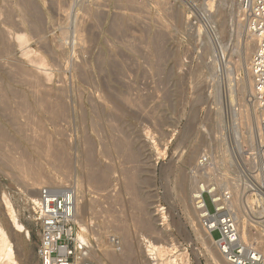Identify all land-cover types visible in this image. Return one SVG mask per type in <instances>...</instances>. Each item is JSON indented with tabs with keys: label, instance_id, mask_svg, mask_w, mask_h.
Listing matches in <instances>:
<instances>
[{
	"label": "rangeland",
	"instance_id": "374dc122",
	"mask_svg": "<svg viewBox=\"0 0 264 264\" xmlns=\"http://www.w3.org/2000/svg\"><path fill=\"white\" fill-rule=\"evenodd\" d=\"M21 1L0 0L1 35L20 26L18 15L25 19L19 28L34 22ZM30 1L41 25L27 29L31 30L28 46L35 53L26 57L14 37L10 43L7 36L13 30L0 36V154L15 158L9 162L0 155V222L19 264L39 263V230L30 192L67 184L83 192L78 195L79 202L87 204L82 223L94 264H152L142 250V235L160 243L173 239L180 245L184 264H213L207 250L217 248L195 236L190 220L196 215L191 206L187 215L181 198L185 185L191 204L189 197L198 183L193 166L200 154L214 153L216 142L228 151L230 142L239 147L250 141L246 115L252 106L246 101L245 52H239L243 37L237 33L236 18L234 34L229 35L227 0ZM215 25L231 48L229 106L224 102L229 98L228 83L221 78L217 86L208 64L216 47ZM38 55L45 58L49 77L28 61ZM16 66L32 70L42 84L14 73ZM33 95L42 98L39 104ZM43 142L63 145L67 164L59 167L50 151L41 150ZM156 148L163 153L157 154ZM14 160L26 162V171ZM93 168L103 171L102 181L87 178ZM35 177L37 186L30 183ZM130 181L136 190L127 187ZM4 194L23 226L20 233ZM145 219L154 229L143 228ZM73 228L76 237L80 230L75 221ZM216 236L213 233V239ZM110 238L120 239L121 251L113 250Z\"/></svg>",
	"mask_w": 264,
	"mask_h": 264
},
{
	"label": "built area",
	"instance_id": "2783aa9c",
	"mask_svg": "<svg viewBox=\"0 0 264 264\" xmlns=\"http://www.w3.org/2000/svg\"><path fill=\"white\" fill-rule=\"evenodd\" d=\"M241 18L255 36L250 60L252 97L260 120L256 138L230 142L225 162L214 153L200 154L193 166L192 193L198 225L213 235L231 264H264V0H238ZM74 186H44L31 204L39 230L38 264H92L85 244L73 236Z\"/></svg>",
	"mask_w": 264,
	"mask_h": 264
},
{
	"label": "bare ground",
	"instance_id": "6f19581e",
	"mask_svg": "<svg viewBox=\"0 0 264 264\" xmlns=\"http://www.w3.org/2000/svg\"><path fill=\"white\" fill-rule=\"evenodd\" d=\"M4 1V0H3ZM7 1V0H6ZM22 1H24L25 3L23 4V8H24V10H26V13H28V15H30V17L32 16V17H34V22L33 23H31L30 25H26V26H22V28H19V27H21V24L23 23V25H24V23H25V19H24V15L23 16H20V15H18V17H20L21 18V24H19L20 26L19 27H16V28H14L13 29V27H11L12 28V30H13V32L11 33V29H10V27H9V31H10V33L12 34V35H9V36H7V37H9V41L10 40H12L13 41V39H14V42L15 43H17V45L14 43V46L16 45V46H18V48H20V51H21V53H22V55H24V56H29V54L30 53H32V52H34L35 53V51L33 50V49H31L29 46H28V41H29V36H28V33L31 31H28L29 30V28H39V26H41V25H39V21H38V16H37V13H36V10H35V7H34V5H33V3L30 1V0H22ZM21 1V2H22ZM55 1V0H54ZM157 1V0H156ZM210 1V0H209ZM211 1H213V0H211ZM227 2H228V4H229V9H228V11H229V16L231 17V27H232V31L230 32V34L229 35H233L234 33V25H235V18H236V22L238 23V31H237V33L239 34V35H241L242 37H243V42H242V49H241V51L239 50V52L241 53L242 52V50H244V52H245V61H243V62H245V71H246V75H247V81H248V87H246L247 88V90H246V93H247V99H246V101L248 102V104H250L251 106H252V113H250V114H247L246 116V118H247V127L249 128V134L247 135V138H248V140H252V139H255L256 138V130H257V128H258V124H259V120H260V114H259V111H258V108H257V105H256V102L253 100V97H252V93H253V90H252V78H251V74H250V60H251V56H252V54H253V52H254V48H255V43H256V40H255V36H254V34L250 31V29H249V27L247 26V24L242 20V18H241V13H240V11H241V5H240V3H239V1L238 0H227ZM5 3V2H4ZM217 3V2H216ZM222 3H223V1H222ZM10 4V3H9ZM52 4V3H51ZM105 6V5H104ZM211 7V6H210ZM213 7H215L214 5H213ZM218 7V6H217ZM130 9V8H129ZM21 10V9H20ZM132 10H134V9H132ZM138 11V10H137ZM218 11V10H217ZM38 12V11H37ZM213 12H214V10H213ZM7 13V12H6ZM23 13V12H22ZM216 13V12H215ZM214 13V14H215ZM236 13V14H235ZM8 15V14H7ZM124 15V14H123ZM206 15V14H205ZM236 15V16H235ZM9 16V15H8ZM209 16V14L206 16V17H208ZM215 16V15H214ZM7 17V16H6ZM9 17H11V15L9 16ZM40 17V16H39ZM210 17V16H209ZM228 17V16H227ZM97 18V17H96ZM224 18V17H223ZM4 19V18H3ZM7 19V18H6ZM40 19V18H39ZM42 19V18H41ZM75 19V18H74ZM77 19V18H76ZM139 19V18H138ZM222 19V18H221ZM10 20H11V18H10ZM13 20V19H12ZM11 20V22H13ZM222 20H224V19H222ZM8 21H9V19H8ZM42 21V20H41ZM226 21V20H225ZM2 22V21H1ZM16 22V21H15ZM15 22H14V24H15ZM223 22V21H222ZM244 22V23H243ZM6 24H8L7 23V21L5 22ZM10 23V22H9ZM17 23V22H16ZM18 23H19V21H18ZM77 23V22H76ZM3 23H1V25H2ZM12 24V23H11ZM27 24V23H26ZM41 24H42V22H41ZM220 24H221V21H220ZM228 24H230V23H228ZM10 25V24H9ZM13 25V24H12ZM11 25V26H12ZM68 25V24H67ZM73 25H74V23H73ZM3 26V25H2ZM6 26V25H5ZM8 26V25H7ZM7 26H6V28H7ZM15 26V25H14ZM18 26V25H17ZM78 27H79V25H77ZM220 26V25H219ZM222 26H223V24H222ZM229 27H230V25H228ZM227 26V27H228ZM4 27V26H3ZM3 27H1V28H3ZM28 27V28H27ZM165 27H166V25H165ZM230 27V28H231ZM241 27H242V29H241ZM42 28V27H41ZM40 28V29H41ZM65 28H67V27H65ZM120 28V27H119ZM209 28V27H208ZM221 28V27H220ZM3 29H5V28H3ZM8 29V28H7ZM28 29V30H27ZM44 29V28H43ZM63 29V28H62ZM75 29V28H74ZM222 29V28H221ZM240 29L241 30H243L242 31V33H241V31H240ZM2 30V29H1ZM1 30H0V33H1ZM122 30V29H121ZM229 30H231V29H229ZM3 31V30H2ZM8 31V30H7ZM7 31H4L5 33H7ZM9 31H8V34H9ZM37 32L36 34H38V32L40 31V30H33V32ZM44 31V30H43ZM66 31V30H65ZM75 31V30H74ZM214 34H215V37H216V39H214L215 40V42H216V47H215V49H213L212 50V53L210 52V56H211V60H210V62H208V64L210 63V66H211V68L213 69V75H212V77L214 76V80H215V83L217 82V86L219 85L218 83H220L221 81H220V79L221 78H223V80L224 81H226L225 83L228 85V87H227V89H228V91H227V93L229 94V98H228V100L226 99L224 102L226 103L225 105H227V106H229V104L231 103V100H232V91H231V88L233 87V86H231V81H232V70L230 69V66H229V60H228V56H229V50L231 49L230 48V45H227V43L226 42H224L223 40H222V38H221V36H220V31H219V29L216 27V25H215V28H214ZM4 32H3V34H4ZM210 32H211V30H210ZM67 33V32H66ZM2 34V35H3ZM30 34H32V33H30ZM29 34V35H30ZM34 34V33H33ZM39 34H41V33H39ZM70 34V33H69ZM213 34V33H212ZM1 34H0V36H2ZM5 35V34H4ZM7 35V34H6ZM14 35V36H13ZM76 35V34H75ZM81 35V34H80ZM31 36V35H30ZM6 37V38H7ZM10 37H14V38H12V39H10ZM158 37V36H157ZM238 37V36H237ZM3 38V37H2ZM75 38V37H74ZM117 38V37H116ZM151 38V37H150ZM5 39V38H4ZM72 39H73V37H72ZM77 39V38H76ZM127 39V38H126ZM158 39H160V38H158ZM2 39H0V42H2L1 41ZM8 41V42H9ZM6 42H7V40H6ZM155 42H157V40L155 41ZM214 42V43H215ZM238 42H239V40H238ZM241 42V41H240ZM3 43V42H2ZM10 43H11V41H10ZM70 43V42H69ZM213 43V44H214ZM5 44V43H4ZM45 44V43H44ZM79 44V43H78ZM143 44V43H142ZM156 44V43H155ZM212 44V43H211ZM12 45V44H11ZM10 45V46H11ZM72 45V44H71ZM127 45V44H126ZM215 45V44H214ZM237 44H235V46H236ZM8 46V45H7ZM9 46V47H10ZM124 46V45H123ZM148 46V45H147ZM213 46V45H212ZM238 46V48H239V45H237ZM241 46V45H240ZM8 47V48H9ZM11 47H13V45L11 46ZM210 47H211V45H210ZM7 48V49H8ZM14 48V47H13ZM82 49V48H81ZM240 49V48H239ZM158 50V49H157ZM157 50H156V52H157ZM236 50V49H235ZM4 51V50H3ZM6 51V50H5ZM10 51V50H9ZM139 51V50H138ZM211 51V50H210ZM238 51V50H237ZM141 52V51H140ZM144 52V51H143ZM232 52V51H231ZM7 53H8V51H7ZM10 53V52H9ZM8 53V54H9ZM84 53V52H83ZM237 54H238V52H236ZM235 53V54H236ZM243 53V52H242ZM164 54V53H163ZM212 54V55H211ZM149 55V54H148ZM243 57V56H242ZM156 58V57H155ZM160 58V57H159ZM236 59V58H235ZM244 59V58H243ZM242 59V60H243ZM163 60V59H162ZM28 61H30V62H32L36 67H38L39 69L38 70H40L42 73H44L47 77H49L50 76V72H48V69H46L45 67L47 66V63H46V61H45V58L42 56V55H38V56H36V57H34V58H32V57H28ZM165 61V60H164ZM209 61V60H208ZM52 63H54V62H52ZM157 64V63H156ZM5 65V64H4ZM60 65V64H59ZM206 65V64H205ZM243 65V66H244ZM159 66V65H158ZM209 66V67H210ZM36 69V68H35ZM34 69V70H35ZM11 72H12V70H11ZM13 72L14 73H16V74H27V75H29L28 77H30L31 76V80L34 82V83H38V84H40V79H39V76H37L35 73H33L32 72V70L30 71L28 68L26 69V68H24V67H22V66H20V67H18V66H16L14 69H13ZM80 73V72H79ZM121 74V73H120ZM14 75V74H13ZM26 75V76H27ZM23 77V76H22ZM234 79V78H233ZM30 80V81H31ZM222 80V81H223ZM223 83V82H222ZM41 84H42V82H41ZM40 84V85H41ZM32 85V84H31ZM245 88V89H246ZM1 93V92H0ZM34 93V92H33ZM112 93V92H111ZM16 94H17V91H16ZM15 94V95H16ZM1 95V94H0ZM3 95V94H2ZM113 95V94H112ZM5 97V96H4ZM15 97V96H14ZM24 96H22V98H23ZM33 97L35 98L34 100H35V102H37L38 104L41 102V100H42V98H40V97H37V96H34L33 95ZM3 98V97H2ZM226 98H227V95H226ZM0 99H1V97H0ZM4 99V98H3ZM16 99H17V97H16ZM217 99V98H216ZM18 100V99H17ZM229 100H230V103L228 104V102H229ZM235 100V99H234ZM23 101V100H22ZM143 101V100H142ZM216 101V100H215ZM220 101V100H219ZM1 102V101H0ZM125 102V101H124ZM5 103V102H4ZM58 103V102H57ZM20 104V103H19ZM59 104V103H58ZM57 104V105H58ZM61 104V103H60ZM1 105H3L2 103H1ZM218 105V104H217ZM25 107V106H24ZM26 108V107H25ZM30 108V107H29ZM58 108V107H57ZM246 109V108H245ZM235 111V110H234ZM240 111V110H239ZM2 112V111H1ZM5 112V111H4ZM95 112V111H94ZM29 113V112H28ZM25 114V113H24ZM234 114H236L235 112H234ZM233 114V115H234ZM14 116H15V114H14ZM24 116V115H23ZM17 118V117H16ZM236 119V118H235ZM29 120V119H28ZM32 120V119H31ZM237 121V120H236ZM19 122V121H18ZM249 122V123H248ZM251 122H253L252 124H251ZM16 123H17V121H16ZM112 123V122H111ZM114 123V122H113ZM24 124H26V123H24ZM240 124V123H239ZM242 124V123H241ZM15 125V124H14ZM13 125V126H14ZM31 125V124H30ZM12 126V127H13ZM31 127V126H30ZM29 128V127H28ZM33 128V127H32ZM31 128V129H32ZM30 131V130H29ZM21 132V131H20ZM31 133V132H30ZM4 134V133H3ZM32 134V133H31ZM235 134V133H234ZM6 137V136H5ZM4 137V138H5ZM238 137V136H237ZM243 138V137H242ZM7 139V138H6ZM5 139V140H6ZM234 139V138H233ZM1 140V139H0ZM3 140V139H2ZM28 140V139H27ZM7 141V140H6ZM50 142V141H49ZM36 143V142H35ZM16 146V145H15ZM92 146V145H91ZM87 147V146H86ZM155 147V146H154ZM215 148H214V153L216 154V157L219 159V160H222L223 162H225L226 161V159H227V150H226V148L225 147H223V145H220L219 144V142H216V144H215V146H214ZM54 148H55V150H54ZM90 147H88V149L86 150V152H85V156H86V158H87V161L90 159V157H89V149ZM25 149V148H24ZM157 150H158V148H156ZM41 150H46V151H50L51 152V157L55 160V161H58V163H61L60 164V166L59 167H61V165H63V164H67L66 162H68L67 161V159H66V156H65V154H64V151H63V145H61V144H57V145H55V147H51L50 145H48L46 142H43L42 143V145H41ZM156 150V151H157ZM160 150H158V152H156L157 154H159V153H163V151H160ZM19 152V151H18ZM15 153V152H14ZM24 153V152H23ZM0 155H2V157L3 158H5V157H7L8 155H4L3 153L2 154H0ZM12 155V154H11ZM19 155V154H18ZM129 155V154H128ZM29 157V156H28ZM126 157V156H125ZM190 157V156H189ZM8 158V157H7ZM7 158H5V160L7 159ZM13 159H15L14 157H11L10 159L8 158L7 159V161H9L10 162V160H13ZM17 159V158H16ZM27 159V158H26ZM30 159V158H29ZM1 160V159H0ZM31 161V160H30ZM90 161V160H89ZM88 161V162H89ZM133 161V160H132ZM23 162V161H22ZM6 163V162H5ZM13 163L14 164H19L18 166L20 167V170L22 171V172H25L26 171V169L28 168H26V162L25 163H20V161H18L17 162V160H14L13 161ZM90 164V163H89ZM29 165V164H28ZM30 166V165H29ZM94 167V166H93ZM31 167H29V169H30ZM92 168V167H91ZM90 168V169H91ZM57 169V168H56ZM134 169V168H133ZM35 170V169H34ZM129 170V169H128ZM29 172V171H28ZM102 173H103V171H102ZM97 168H93L92 170H91V172H89V174H88V176H87V178L88 179H90V180H93V181H102L103 180V174H102ZM111 173V172H110ZM25 174V173H24ZM132 174V173H131ZM24 176V175H23ZM35 176V175H34ZM50 176V175H49ZM132 177V176H131ZM133 178V177H132ZM64 179V178H63ZM67 179H68V176H67ZM135 179V178H134ZM195 181V180H194ZM66 182V181H65ZM32 185H39V179L38 178H34L33 180H32V182H30ZM31 185V186H32ZM57 186V185H56ZM43 187V186H42ZM74 187H75V185H74ZM129 189H133V190H136L135 189V187H134V185L131 183V181L129 182V184H128V186H127ZM195 187H197V184H195ZM31 188V187H30ZM33 188H34V186H33ZM39 187H36V188H34V190H30L31 192H30V196L28 197V199H29V201H30V204H32L33 202H36V199H37V197L39 196ZM75 189V192H74V194H75V208H74V216H73V221H75V223H77L78 224V226H79V232L76 234V237H75V240H76V242H79L80 244H85L86 245V248H87V250H88V257L91 255V247H90V243H89V240L87 239V237L84 235V232H85V230H86V228L83 226V223H82V215H84L85 214V212H86V210H87V204L86 203H83L82 201H81V203L79 202V197L80 196H78L79 194L81 195L83 192L82 191H78L77 189H76V187L74 188ZM96 189V188H95ZM29 190V189H28ZM128 190V189H127ZM187 187L184 185L183 186V194H182V198H181V202L183 203V207H184V210L187 212V215H189L191 212L189 211V209H190V206L192 207V209L194 210V208H193V197H192V194L190 195V202H191V204L189 205L187 202H189L188 201V196H187ZM191 190V189H190ZM194 190V189H193ZM102 191V190H101ZM29 192V191H28ZM133 193V192H132ZM191 193H193V192H191ZM189 194V193H188ZM81 196H83V194L81 195ZM95 198V197H94ZM107 198H109V197H107ZM3 199H4V201H5V205H6V208H7V210H8V212H9V214L11 215V218H12V220H13V224H14V226L16 227V232H19V230L21 231L22 229H23V226L16 220V217H15V215H14V213H13V210H12V207H11V204H10V202H9V200H8V198L6 197V195L4 194L3 195ZM108 202V201H107ZM108 204V203H107ZM140 204V203H139ZM107 210V209H106ZM194 213H195V215H196V212L194 211ZM134 214V213H133ZM161 214H162V225L164 226V231H167L168 232V225H167V223H166V215H165V213L164 212H161ZM111 215V214H110ZM135 215V214H134ZM133 215V216H134ZM191 215V214H190ZM190 217V216H189ZM194 218H197V216L196 217H192L191 218V220H190V222L191 223H194V233H195V236H198L201 240H202V243L204 242V241H207L208 243L210 242V243H212V244H214L215 245V242H214V239H213V237H212V235L211 234H209V233H207V232H205L204 230H202V228L199 226V227H196L195 228V220H194ZM109 220V219H108ZM142 220V219H141ZM165 221V222H164ZM105 222V221H104ZM111 222V221H110ZM113 224V223H112ZM142 226H143V228L145 227L146 229L148 228V229H154V227H153V223L152 222H148V220L146 221V219H145V221H143L142 222ZM200 228V229H199ZM25 231V233H26V237H29V231H27L26 229H24ZM202 230V231H201ZM123 231V230H122ZM135 231V230H134ZM133 231V232H134ZM155 232H156V230H155ZM20 233V232H19ZM24 233V234H25ZM154 234V233H153ZM190 239V238H189ZM142 240H143V246H142V250H143V252L144 253H146V255H148V256H150V261H152L153 263L152 264H184V260H183V258H182V254H183V252H181L180 250V245H178L177 244V242H174V240L173 239H171V238H169V239H167L166 241H163L162 243H160L159 241H154V240H151L150 238H147L146 236H143L142 235ZM198 240V239H197ZM110 242H111V245L113 246V250H115V251H121V241H120V239L118 238V239H116V238H110ZM126 242V241H125ZM201 243V242H200ZM204 244V243H203ZM207 246V245H206ZM211 246V245H210ZM209 247V246H208ZM215 247H216V245H215ZM217 248V247H216ZM207 250V249H206ZM26 252V251H25ZM130 252V251H129ZM179 252V253H178ZM207 253L209 254V256H210V258H211V261L213 262V264H231L227 259H225L223 256H222V254L219 252V250H218V248H217V251H216V249H214V248H208V250H207ZM123 256V255H122ZM91 257V256H90ZM0 264H19V262H18V260H17V258H16V256L14 255V251H13V248H12V245H11V242H10V240H9V235H8V233H7V231L5 230V228L3 227V225L1 224V222H0ZM74 264H82V260H81V258H77V260L75 261V263ZM92 264H94L93 262H92Z\"/></svg>",
	"mask_w": 264,
	"mask_h": 264
}]
</instances>
